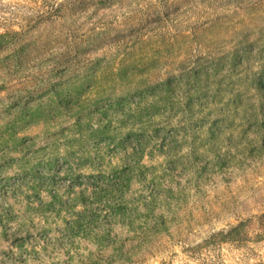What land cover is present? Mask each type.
<instances>
[{"label": "trees", "instance_id": "trees-1", "mask_svg": "<svg viewBox=\"0 0 264 264\" xmlns=\"http://www.w3.org/2000/svg\"><path fill=\"white\" fill-rule=\"evenodd\" d=\"M26 2L31 6L27 21L5 18L6 5L0 8V93L7 91V96L0 97L4 101L0 104V122H5V130L0 131V264H46L55 257L62 258V264H148L153 260L172 264L177 257L175 251L155 247L172 234L169 224L173 220L167 216L179 219L188 200L198 196L202 201L199 204L197 200L198 208L203 213L197 221L204 225L210 211L207 193L211 187L219 181L230 182L237 173L264 166V72L253 79L242 102L235 105V100L232 104L229 114L234 120L228 124V117L211 121L202 150L196 146L195 137L187 145V155L181 157L177 142L186 141L185 136L178 140L181 124L167 123L171 127L161 133L162 126L156 123L147 134L140 124L137 130L132 127L136 130L133 140L130 135L120 139L118 152L110 146L97 150L99 158L106 157L108 150L115 152L111 158H118L121 165L111 171L98 165L93 173L82 172V168L90 167L79 163L75 153L60 160L56 157L46 166L40 161L30 165L26 161L46 148L35 137L25 140L28 137L21 135L29 129L32 108L38 101L25 100L26 95L55 103L52 113H37L52 126L61 127L58 115L65 114L64 124L69 121L82 130V117L90 119L102 110L97 105H74L62 99L55 85L38 76L41 66L36 68V58L29 60L34 33L47 23H61L71 8L82 9L85 0ZM139 26L134 23L133 30ZM46 52L42 48L36 57ZM32 75L35 81L27 87L25 82ZM161 84L160 93H170L175 86L171 79ZM235 97L238 99L240 93ZM102 114L106 118V113ZM103 128L108 131L107 125ZM222 135L226 146L221 144ZM154 152L166 162L160 174L143 161ZM14 166L20 167L11 177L9 170ZM18 198L23 201L18 202ZM19 205L23 209L16 210L14 207ZM141 217L143 228L134 227L132 223ZM58 222L62 224L60 228L47 227ZM233 222L211 230L195 244H186L182 242L185 238L179 236L180 264H264V211L234 215ZM115 225L126 226L128 235L112 232ZM86 242L98 244V249L90 253L92 257L84 258L79 253L74 256L78 245Z\"/></svg>", "mask_w": 264, "mask_h": 264}, {"label": "rangeland", "instance_id": "rangeland-1", "mask_svg": "<svg viewBox=\"0 0 264 264\" xmlns=\"http://www.w3.org/2000/svg\"><path fill=\"white\" fill-rule=\"evenodd\" d=\"M5 5V18L27 21L31 15L26 0H0V8ZM67 15L61 23H47L34 33L29 60L36 58V68L41 66L38 76L55 85L62 99L74 105H97L102 112L90 119L82 117V130L69 121L64 124L65 114L58 115L61 127L52 126L37 113H52L55 103L26 95L25 100L38 101L32 108L29 129L21 135L28 137L25 140L35 137L46 148L26 161L30 165L40 161L46 166L56 157L60 160L75 153L79 163L90 167L82 168V172L93 173L98 165L111 171L121 165L118 158H111L120 149V139L130 135L133 140L140 124L145 134L156 123L162 126L161 133L171 127L167 123L181 124L178 140L186 137L185 142H177L181 157L187 155V145L195 137L196 146L202 150L211 121L228 117V124L234 120L229 114L232 104L235 100V105L241 103L253 79L264 72V0H85L82 9L71 8ZM134 23L140 25L136 30ZM42 48L47 49L46 54L36 57ZM166 79L175 86L170 93H160L161 81ZM31 81H35L34 75L25 85L28 87ZM5 95L7 91L0 93L2 98ZM4 130L5 122H0V131ZM78 131L81 136L76 134ZM224 137L220 138L222 146L227 144ZM107 146L114 147L115 152L104 151L106 157H97V150ZM150 156L143 160L147 168L162 173L166 165L163 156L155 152ZM19 167H12L9 175L14 177ZM208 191L210 211L204 225L197 221L203 213L197 200L199 204L202 201L198 196L190 198L192 193L179 219L167 216L173 220L169 224L172 234L155 247L173 249L177 257L172 264H180L182 259L179 236L185 238L182 242L195 244L211 230L234 223V215L264 211V166L237 173L228 183L219 181ZM43 198L50 200L45 195ZM21 201L23 198H18ZM18 207L23 209L21 205L14 208ZM141 220L138 218L132 225L143 228ZM56 225L60 228L62 224L47 227L53 230ZM127 229L115 225L112 232L127 234ZM97 249L96 243H80L74 256L79 253L90 259V253ZM62 263L63 259L57 257L46 262Z\"/></svg>", "mask_w": 264, "mask_h": 264}]
</instances>
